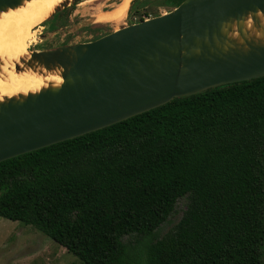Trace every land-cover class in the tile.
Returning <instances> with one entry per match:
<instances>
[{"label": "trees", "instance_id": "16d2710c", "mask_svg": "<svg viewBox=\"0 0 264 264\" xmlns=\"http://www.w3.org/2000/svg\"><path fill=\"white\" fill-rule=\"evenodd\" d=\"M0 216L84 264H264V76L0 162Z\"/></svg>", "mask_w": 264, "mask_h": 264}, {"label": "water", "instance_id": "95a60500", "mask_svg": "<svg viewBox=\"0 0 264 264\" xmlns=\"http://www.w3.org/2000/svg\"><path fill=\"white\" fill-rule=\"evenodd\" d=\"M21 2L0 0V11ZM259 11L264 0H184L168 13L93 41L31 49L23 63L59 65L63 83L0 102V162L174 98L264 76V39L248 38L241 24L250 14L260 24L254 15ZM234 24L242 44L228 36Z\"/></svg>", "mask_w": 264, "mask_h": 264}, {"label": "rangeland", "instance_id": "374dc122", "mask_svg": "<svg viewBox=\"0 0 264 264\" xmlns=\"http://www.w3.org/2000/svg\"><path fill=\"white\" fill-rule=\"evenodd\" d=\"M121 1L83 0L71 3L73 5L61 15L47 24L44 22L40 32L39 25L35 28L31 49L93 41L121 27L141 22V19L168 13L176 7L172 0H130L122 18H108L107 13L114 10ZM187 203V195L178 199L174 212L159 228L158 237L174 229L183 217ZM0 264L84 263L34 226L0 216Z\"/></svg>", "mask_w": 264, "mask_h": 264}, {"label": "bare ground", "instance_id": "6f19581e", "mask_svg": "<svg viewBox=\"0 0 264 264\" xmlns=\"http://www.w3.org/2000/svg\"><path fill=\"white\" fill-rule=\"evenodd\" d=\"M72 2L74 0H22L20 5L0 11V102L5 98H21L62 85L61 66L47 68L37 61L28 66L23 61L30 60L35 28ZM129 3L130 0H122L114 10L107 13V17L122 18ZM254 15L260 24L254 22L250 14L241 23L243 32L248 38L263 40L264 12L259 11ZM231 29L228 31L230 39L242 44L237 25H231Z\"/></svg>", "mask_w": 264, "mask_h": 264}, {"label": "flooded vegetation", "instance_id": "af4514ba", "mask_svg": "<svg viewBox=\"0 0 264 264\" xmlns=\"http://www.w3.org/2000/svg\"><path fill=\"white\" fill-rule=\"evenodd\" d=\"M43 49H45V48H40V49H38V50H43Z\"/></svg>", "mask_w": 264, "mask_h": 264}, {"label": "built area", "instance_id": "2783aa9c", "mask_svg": "<svg viewBox=\"0 0 264 264\" xmlns=\"http://www.w3.org/2000/svg\"><path fill=\"white\" fill-rule=\"evenodd\" d=\"M145 19H149V18H145Z\"/></svg>", "mask_w": 264, "mask_h": 264}]
</instances>
